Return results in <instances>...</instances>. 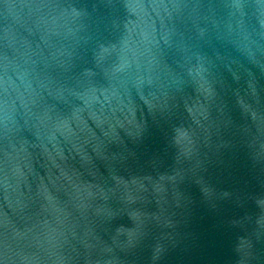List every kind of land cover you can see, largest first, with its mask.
<instances>
[{"label": "water", "instance_id": "obj_1", "mask_svg": "<svg viewBox=\"0 0 264 264\" xmlns=\"http://www.w3.org/2000/svg\"><path fill=\"white\" fill-rule=\"evenodd\" d=\"M0 264H264V0H0Z\"/></svg>", "mask_w": 264, "mask_h": 264}]
</instances>
